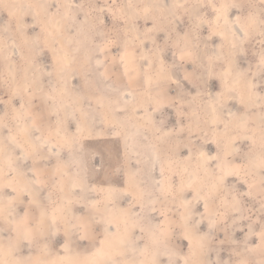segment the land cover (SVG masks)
<instances>
[{
    "label": "rangeland",
    "instance_id": "obj_1",
    "mask_svg": "<svg viewBox=\"0 0 264 264\" xmlns=\"http://www.w3.org/2000/svg\"><path fill=\"white\" fill-rule=\"evenodd\" d=\"M262 55L264 0H0V264H261Z\"/></svg>",
    "mask_w": 264,
    "mask_h": 264
},
{
    "label": "bare ground",
    "instance_id": "obj_2",
    "mask_svg": "<svg viewBox=\"0 0 264 264\" xmlns=\"http://www.w3.org/2000/svg\"><path fill=\"white\" fill-rule=\"evenodd\" d=\"M221 7H222V14H223V19H224V24L225 23L227 24L228 22L231 21L230 14L228 13L229 12V7L227 6V4H222ZM222 24H223V22H222ZM232 27H233L234 32H236V34L238 33V34L242 35V34H244L246 32L245 27L239 22H236V21L232 22ZM250 81H252V80H250ZM12 256H14V255H12Z\"/></svg>",
    "mask_w": 264,
    "mask_h": 264
},
{
    "label": "snow or ice",
    "instance_id": "obj_3",
    "mask_svg": "<svg viewBox=\"0 0 264 264\" xmlns=\"http://www.w3.org/2000/svg\"><path fill=\"white\" fill-rule=\"evenodd\" d=\"M261 64L264 65V55L261 57ZM261 237L264 238V232L261 233ZM169 264H179V261H169ZM261 264H264V261H262Z\"/></svg>",
    "mask_w": 264,
    "mask_h": 264
}]
</instances>
